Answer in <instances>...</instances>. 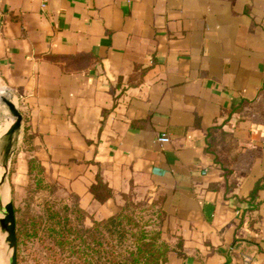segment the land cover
Listing matches in <instances>:
<instances>
[{"label": "crops", "instance_id": "obj_1", "mask_svg": "<svg viewBox=\"0 0 264 264\" xmlns=\"http://www.w3.org/2000/svg\"><path fill=\"white\" fill-rule=\"evenodd\" d=\"M1 144L0 205L40 170L85 225L159 203L165 264H264V0H0Z\"/></svg>", "mask_w": 264, "mask_h": 264}, {"label": "trees", "instance_id": "obj_2", "mask_svg": "<svg viewBox=\"0 0 264 264\" xmlns=\"http://www.w3.org/2000/svg\"><path fill=\"white\" fill-rule=\"evenodd\" d=\"M91 193L101 203L113 197L112 190L100 177ZM131 193L123 195L125 203L115 215L94 221L90 227L85 225L87 213L78 203L73 208L65 205L62 211L46 204L43 208L45 235L55 248L81 264H165L171 248L162 237V229H156L152 218L146 220L148 203L136 202ZM14 212L16 217L15 209ZM157 214L163 224L162 207ZM16 226L19 248L21 239L28 235L26 225H21L17 218Z\"/></svg>", "mask_w": 264, "mask_h": 264}, {"label": "rangeland", "instance_id": "obj_3", "mask_svg": "<svg viewBox=\"0 0 264 264\" xmlns=\"http://www.w3.org/2000/svg\"><path fill=\"white\" fill-rule=\"evenodd\" d=\"M0 160L7 165V155H5L3 144L0 146ZM5 173L9 175L10 170L6 168ZM42 174L40 170H37L32 174L28 185L23 187L12 186V202L16 210V218L20 220L21 225H26L28 235L21 239V245L18 248V264H81L70 254L62 253L59 249L55 248L50 238L45 235L43 220L44 206L49 204L55 207V209L62 211L65 205L73 208L76 203L74 202V198L65 197L59 189L45 183L42 179ZM131 197L136 202L148 203L146 209L149 210L144 214L146 220L152 218L153 225L156 229H162L163 224L160 220L162 218L157 214L161 205L156 203L154 206V202H150V200L143 197V195L139 196L136 192H132ZM150 206L154 208L150 210ZM2 215L3 213L1 210L0 216ZM86 226L90 227L89 225ZM36 232L37 236H34ZM48 248L50 251L47 250ZM7 257L9 258V251L7 252Z\"/></svg>", "mask_w": 264, "mask_h": 264}, {"label": "water", "instance_id": "obj_4", "mask_svg": "<svg viewBox=\"0 0 264 264\" xmlns=\"http://www.w3.org/2000/svg\"><path fill=\"white\" fill-rule=\"evenodd\" d=\"M2 102L9 108L12 116L15 119V122L5 134L6 137H10L20 130L23 121V116L12 100L8 99L7 97H3ZM2 180L4 183H6L7 176L3 175ZM0 207L3 213V222L7 232L9 264H18L17 226L13 202L12 200H10L7 204H4L1 201Z\"/></svg>", "mask_w": 264, "mask_h": 264}, {"label": "bare ground", "instance_id": "obj_5", "mask_svg": "<svg viewBox=\"0 0 264 264\" xmlns=\"http://www.w3.org/2000/svg\"><path fill=\"white\" fill-rule=\"evenodd\" d=\"M3 169H4V173L6 172V166L5 164L2 165ZM0 193L2 195L3 201L7 202L8 201V190L6 188H4V184L2 182V179H0ZM0 228L1 230L7 235L6 229H5V225L3 222V217L0 216ZM7 241V238H6Z\"/></svg>", "mask_w": 264, "mask_h": 264}, {"label": "built area", "instance_id": "obj_6", "mask_svg": "<svg viewBox=\"0 0 264 264\" xmlns=\"http://www.w3.org/2000/svg\"><path fill=\"white\" fill-rule=\"evenodd\" d=\"M158 142H160V143H168V142H170V139L167 136V134H162L161 137H159Z\"/></svg>", "mask_w": 264, "mask_h": 264}]
</instances>
